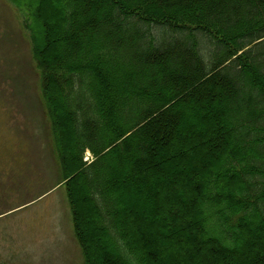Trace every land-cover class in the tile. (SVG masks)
I'll list each match as a JSON object with an SVG mask.
<instances>
[{"label": "trees", "instance_id": "16d2710c", "mask_svg": "<svg viewBox=\"0 0 264 264\" xmlns=\"http://www.w3.org/2000/svg\"><path fill=\"white\" fill-rule=\"evenodd\" d=\"M35 18L83 264H165L156 235L167 264H264V0H38Z\"/></svg>", "mask_w": 264, "mask_h": 264}, {"label": "rangeland", "instance_id": "374dc122", "mask_svg": "<svg viewBox=\"0 0 264 264\" xmlns=\"http://www.w3.org/2000/svg\"><path fill=\"white\" fill-rule=\"evenodd\" d=\"M37 5L38 0H0V264H83L66 189L63 185L54 188L60 165L31 33L42 38V25L35 18ZM189 121V116L182 117L172 129L180 133L181 125ZM177 146L175 153L180 150ZM201 149L196 147L197 160ZM172 155L163 153L160 160L167 163ZM134 197L141 203L147 200ZM145 219L154 222L153 216ZM153 237L167 257L163 262L174 260L175 252L161 247L166 239Z\"/></svg>", "mask_w": 264, "mask_h": 264}]
</instances>
